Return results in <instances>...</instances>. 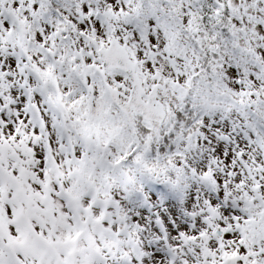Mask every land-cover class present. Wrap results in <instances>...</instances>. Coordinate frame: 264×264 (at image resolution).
<instances>
[{
	"label": "snow or ice",
	"instance_id": "obj_1",
	"mask_svg": "<svg viewBox=\"0 0 264 264\" xmlns=\"http://www.w3.org/2000/svg\"><path fill=\"white\" fill-rule=\"evenodd\" d=\"M0 264H264V0H0Z\"/></svg>",
	"mask_w": 264,
	"mask_h": 264
}]
</instances>
